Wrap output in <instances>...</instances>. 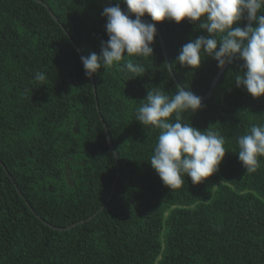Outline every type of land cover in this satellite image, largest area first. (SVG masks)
Listing matches in <instances>:
<instances>
[{
  "label": "trees",
  "instance_id": "1",
  "mask_svg": "<svg viewBox=\"0 0 264 264\" xmlns=\"http://www.w3.org/2000/svg\"><path fill=\"white\" fill-rule=\"evenodd\" d=\"M40 1L59 23L34 0H0V264H264V157L247 174L237 155V137L264 125V97L236 86L243 61L234 56L201 109L182 114L195 129L224 136L218 171L198 185L185 175L171 189L149 164L160 130L136 120L149 90L178 89L157 34L150 58L125 57L93 74L95 95L74 44L82 56L99 55L108 40L103 9L118 4L128 12L127 5ZM203 19L157 23L172 72L199 97L209 91L217 61L205 55L193 70L176 58L184 44L208 35ZM129 60L145 68L141 77L125 78ZM38 72L45 80L35 79ZM101 118L119 164L103 210L117 167ZM26 201L55 228L96 215L58 231Z\"/></svg>",
  "mask_w": 264,
  "mask_h": 264
},
{
  "label": "clouds",
  "instance_id": "2",
  "mask_svg": "<svg viewBox=\"0 0 264 264\" xmlns=\"http://www.w3.org/2000/svg\"><path fill=\"white\" fill-rule=\"evenodd\" d=\"M123 3L128 12H123L118 4L103 9L108 40L102 42L99 55L92 52L81 56L87 77L101 68L120 64L125 57L150 58L156 23L165 20L195 23L204 18L199 27L208 35L184 44L176 58L179 64L196 70L207 55L223 69L229 60L238 57L245 71L236 77V86H243L253 98L264 97V15H258L264 10V0H123ZM145 16L151 22L144 21ZM242 18L258 26L233 27ZM122 71L126 79L129 75L138 78L145 68L129 60ZM35 79L45 80L44 73H36ZM201 107V97L191 91L178 88L174 95H169L153 88L137 110L136 120L141 125L160 130L149 164L171 189L181 187L185 175L193 185L204 182L218 171L225 157L224 136L211 130L201 132L182 122L183 113H195ZM173 114L175 122H170ZM237 144L238 159L246 173H255L259 157H264V125H253L248 133L237 137Z\"/></svg>",
  "mask_w": 264,
  "mask_h": 264
},
{
  "label": "water",
  "instance_id": "3",
  "mask_svg": "<svg viewBox=\"0 0 264 264\" xmlns=\"http://www.w3.org/2000/svg\"><path fill=\"white\" fill-rule=\"evenodd\" d=\"M34 1H36L37 3H39V4H41L42 6H44L45 8H47V10H48L49 14L51 15L52 19H53L56 23H59V21L57 20L56 16H55V15L49 10V8L47 7V5H46L45 3H43V2L40 1V0H34ZM251 24H252V23H250L249 21L246 20V23H245V26H244V27L251 26ZM59 26L61 27V29H64V28L62 27L61 24H59ZM156 29H157V33H156V34H157L158 39H159V42H160L161 50H162V53H163V56H164V60H165V62H166V66H167V70H168V72H169V75H170L172 81L175 83V85H176L178 88H183V87L179 84V81L177 80L175 74L172 72V69H171V63H170L169 58H168V55H167V53H166V51H165V47H164V43H163V39H162V35H161V31H160V28H159V26H158L157 23H156ZM67 35H68V34H67ZM69 39H70V41L74 44V42H73V40H72V38H71L70 36H69ZM74 46H75V48L77 49L78 53L82 56L81 51H80V49L78 48V46L75 45V44H74ZM232 59H233V58H232ZM232 59L229 60V62L225 64V66H224L223 69H219L218 72L216 73V75L213 77V79H212V81H211V83H210V89H209V91H208L205 95L200 96L202 102H205L207 99H209V98L212 96V94H213V92H214V88H215V86H216L218 80L220 79L222 73L224 72V70L226 69V67L228 66V64L232 61ZM90 78H91V80H92V87H93V91H94V93H95V86H94V83H93V78H92V76H91ZM183 89H184V88H183ZM184 90H185V89H184ZM95 95H96V93H95ZM97 109H98V106H97ZM101 121H102V123H103L104 133H105V137H106V140H107L108 146H109V148L111 149V151H112V153H113L114 159L116 160V167H117V173H116L115 180H114L113 186H112V188H111V191H110V193H109V195H108V198H107V200H106V203H105V204L101 207V209H100V210H103V209L106 207L107 202L111 199V197H112V195H113V193H114V191H115V187H116V184H117V182H118V177H119V164H118V161H117V153H116L115 149L113 148V145H112L111 139H110V137H109V133H108V131H107L106 125L104 124L103 118H101ZM1 165H2V164H1ZM2 167H3V165H2ZM3 168H4V167H3ZM4 171L7 173V170H6L5 168H4ZM14 185H15V184H14ZM15 187H16V186H15ZM21 196H22V195H21ZM26 205L29 207V209H30V211L33 213V215H34L37 219H39L44 225H46V226L49 227V228H53V229H55V230H58V231H61V230H69V229L73 228L74 226H76L77 224H81V223H84V222H86V221L91 220V219L96 215V213H95L94 215L90 216V217L87 218L86 220L79 221L78 223H75V224H73V225H71V226H69V227H66V228H55V227H53L52 225H50V224L46 223L45 221H43V220H42V219H41V218H40V217H39V216H38V215H37L32 209H31V207H30V205H29V203H28L27 201H26Z\"/></svg>",
  "mask_w": 264,
  "mask_h": 264
},
{
  "label": "rangeland",
  "instance_id": "4",
  "mask_svg": "<svg viewBox=\"0 0 264 264\" xmlns=\"http://www.w3.org/2000/svg\"><path fill=\"white\" fill-rule=\"evenodd\" d=\"M77 223H78V222H77ZM77 225H80V224H77ZM77 225H76V226H77Z\"/></svg>",
  "mask_w": 264,
  "mask_h": 264
},
{
  "label": "bare ground",
  "instance_id": "5",
  "mask_svg": "<svg viewBox=\"0 0 264 264\" xmlns=\"http://www.w3.org/2000/svg\"><path fill=\"white\" fill-rule=\"evenodd\" d=\"M227 68V67H226Z\"/></svg>",
  "mask_w": 264,
  "mask_h": 264
}]
</instances>
